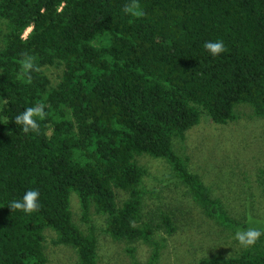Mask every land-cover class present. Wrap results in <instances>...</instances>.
<instances>
[{
	"label": "trees",
	"instance_id": "16d2710c",
	"mask_svg": "<svg viewBox=\"0 0 264 264\" xmlns=\"http://www.w3.org/2000/svg\"><path fill=\"white\" fill-rule=\"evenodd\" d=\"M126 3L0 0V264H46V229L77 264H97L94 229L72 222L71 193L84 222L93 208L113 241L154 247V264V236L175 227L166 214L143 219V155L164 160L206 217L232 225L173 142L203 115L236 120L239 105L264 119V0H139L142 18L125 14ZM216 40L226 51L213 57L204 44ZM25 53L40 69L31 83L21 75ZM48 68L60 71L55 83ZM38 103L48 115L38 134H25L15 116ZM32 189L39 211L9 209ZM197 264H264V237L238 256Z\"/></svg>",
	"mask_w": 264,
	"mask_h": 264
},
{
	"label": "rangeland",
	"instance_id": "374dc122",
	"mask_svg": "<svg viewBox=\"0 0 264 264\" xmlns=\"http://www.w3.org/2000/svg\"><path fill=\"white\" fill-rule=\"evenodd\" d=\"M3 32L4 26L0 23V47ZM45 70L55 83L60 71ZM235 113L236 120L223 125L212 123L203 115L199 124L185 133L183 141L173 142L174 152L185 160L189 171L199 176L211 198L220 201L231 226L206 217L164 160L146 155L136 158L143 170L140 188L143 219L166 214L175 227L171 234L161 231L154 236L158 252L154 264H197L204 258L235 257L243 251L233 239L238 229L255 227L264 231V188L261 185L264 119L255 117L246 105L237 106ZM117 199L123 200L125 195L119 194ZM69 200L74 225L83 233H87L89 227L94 229L97 264L150 263L154 247L143 242L113 241L105 231L104 216L91 208L86 223L82 220L77 195L71 193ZM43 236L46 264H77L74 250L56 244L52 230L46 229Z\"/></svg>",
	"mask_w": 264,
	"mask_h": 264
},
{
	"label": "clouds",
	"instance_id": "9594fccd",
	"mask_svg": "<svg viewBox=\"0 0 264 264\" xmlns=\"http://www.w3.org/2000/svg\"><path fill=\"white\" fill-rule=\"evenodd\" d=\"M122 10L125 14L137 18H142L145 15L144 10L139 4V0H128V3L124 5ZM204 48L213 57L219 56L226 51V47L222 40L205 42ZM35 61L36 58L27 53L23 54L22 59L19 61L21 75L26 83H31V73L40 70ZM45 107L46 105L44 103H38L26 108L23 112L15 116L14 122L20 127L21 132L25 134L39 133L38 121H43L48 115L45 111ZM39 195V191L36 189L28 190L21 200L12 201L9 204V209L21 211L26 215L33 214L39 211L40 208V204L38 203ZM262 235H264V231L255 227H249L247 229H238L234 233L233 239L241 249L248 250L256 246Z\"/></svg>",
	"mask_w": 264,
	"mask_h": 264
}]
</instances>
